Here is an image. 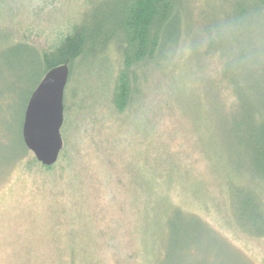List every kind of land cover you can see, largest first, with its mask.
Wrapping results in <instances>:
<instances>
[{
	"label": "rangeland",
	"instance_id": "rangeland-1",
	"mask_svg": "<svg viewBox=\"0 0 264 264\" xmlns=\"http://www.w3.org/2000/svg\"><path fill=\"white\" fill-rule=\"evenodd\" d=\"M92 1L0 0L4 120L20 119L31 90L20 43L48 49ZM187 49L180 41L165 69L146 70L122 112L116 51L76 61L54 171L28 172V150L0 167V264H264V187L251 199L248 162L217 113L233 95L218 83L217 103ZM204 64L219 77L217 54Z\"/></svg>",
	"mask_w": 264,
	"mask_h": 264
},
{
	"label": "trees",
	"instance_id": "trees-1",
	"mask_svg": "<svg viewBox=\"0 0 264 264\" xmlns=\"http://www.w3.org/2000/svg\"><path fill=\"white\" fill-rule=\"evenodd\" d=\"M196 1L93 0L80 20L48 49L40 51L28 42L20 43L24 52L19 54L27 55V73L31 76L26 82L31 90L18 121L4 120L0 107V167L15 154L28 150L21 135L24 110L48 70L67 64L69 83L79 67L76 61L90 64L108 49L116 51L121 66L111 101L122 112L140 98V84L148 81L146 70L165 69L173 57L171 52L185 41L212 98L220 103L218 83L228 86L233 95L232 103L222 105L223 110L217 113L229 124L227 140L248 162V183L253 193H246L251 194V199L261 196L255 190L264 187V0H199L195 6ZM201 37L204 42L200 43ZM208 54H217L221 63L218 78L203 72ZM199 71L193 73L198 75ZM65 105L64 99V108ZM32 158L26 164L28 172L48 173L56 167L43 166ZM253 203L255 208L259 206ZM243 229L248 231L244 226Z\"/></svg>",
	"mask_w": 264,
	"mask_h": 264
},
{
	"label": "water",
	"instance_id": "water-1",
	"mask_svg": "<svg viewBox=\"0 0 264 264\" xmlns=\"http://www.w3.org/2000/svg\"><path fill=\"white\" fill-rule=\"evenodd\" d=\"M69 79L67 64L46 72L31 93L23 115L22 140L37 162L54 165L63 147L64 92Z\"/></svg>",
	"mask_w": 264,
	"mask_h": 264
}]
</instances>
